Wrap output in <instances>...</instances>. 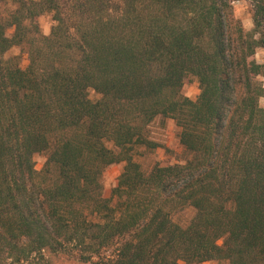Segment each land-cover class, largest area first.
<instances>
[{
  "label": "trees",
  "instance_id": "obj_1",
  "mask_svg": "<svg viewBox=\"0 0 264 264\" xmlns=\"http://www.w3.org/2000/svg\"><path fill=\"white\" fill-rule=\"evenodd\" d=\"M235 1L0 0V264H264V0H243L249 32ZM17 46L26 68L5 59ZM159 117L187 159L145 171Z\"/></svg>",
  "mask_w": 264,
  "mask_h": 264
},
{
  "label": "rangeland",
  "instance_id": "obj_2",
  "mask_svg": "<svg viewBox=\"0 0 264 264\" xmlns=\"http://www.w3.org/2000/svg\"><path fill=\"white\" fill-rule=\"evenodd\" d=\"M234 16L241 22L245 31L253 30V12L251 4L247 1H235L233 4ZM41 32L44 35H49L53 26V19L51 14H44L37 20ZM13 30H9L11 35ZM17 57L21 68L28 66V54L22 47H13L6 53L5 59ZM256 60L258 63L264 62V49H258ZM259 80L264 84V77ZM182 94L195 101L199 94V83L196 77H188L182 88ZM90 98L98 100L100 96L95 91H90ZM260 105L264 107V98L260 100ZM150 138L158 143V148L153 151L145 152L142 155L136 156V160L141 164L143 170L150 171L156 164L160 166H169L174 164H184L187 159V154L180 144L179 134L180 129L176 122L172 119L157 118L149 127ZM46 154H37L34 157L35 167L37 171H42L47 161ZM124 168V163L111 165L106 169L102 176L103 196L104 198H111L113 189L117 186L119 176ZM195 216V210L191 207L185 208L180 215L176 216L175 221L185 226ZM38 264V263H35ZM41 264H81L74 257L64 254H50L46 253L45 261ZM203 264H228L227 262L211 261Z\"/></svg>",
  "mask_w": 264,
  "mask_h": 264
}]
</instances>
